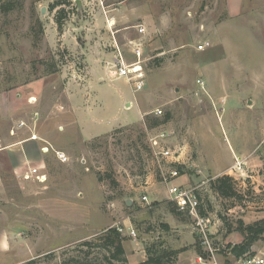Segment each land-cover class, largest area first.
<instances>
[{
    "label": "rangeland",
    "instance_id": "obj_1",
    "mask_svg": "<svg viewBox=\"0 0 264 264\" xmlns=\"http://www.w3.org/2000/svg\"><path fill=\"white\" fill-rule=\"evenodd\" d=\"M134 41L141 90L111 66L96 76L115 44L134 61ZM161 131L183 164L155 153L149 137ZM34 167L44 180L23 177ZM224 174L237 197L211 189ZM169 181L197 192L212 254L192 217L172 210ZM262 218L264 0H0V264H62L110 227L129 264L153 242L179 250L169 264H234L264 255L263 239L230 251L242 240L236 221Z\"/></svg>",
    "mask_w": 264,
    "mask_h": 264
},
{
    "label": "trees",
    "instance_id": "obj_2",
    "mask_svg": "<svg viewBox=\"0 0 264 264\" xmlns=\"http://www.w3.org/2000/svg\"><path fill=\"white\" fill-rule=\"evenodd\" d=\"M53 5H58V2H55ZM8 6H4L3 11L9 10ZM56 22L60 29L62 23L58 17ZM168 120L169 114L167 113L163 119L159 120L156 118L149 125L150 127L156 126ZM177 170L182 173L181 166H177ZM210 187L218 195L226 199L235 198L238 195L233 178L227 174L213 179L210 182ZM175 206L176 208L174 207L172 210L177 215L181 214V211L177 209V205ZM199 213L202 214L203 212L199 209ZM234 227L242 236L241 242L233 245L230 250L235 257L249 253L256 241L264 240V218L247 225L242 220H237ZM124 240V236L116 228L110 227L92 239L79 242L71 249L74 251V254L63 258L62 264H129L125 255ZM84 247L87 248L85 249ZM145 251L147 255L146 259L136 264H169L174 262L179 252V250L158 248L154 242L147 244Z\"/></svg>",
    "mask_w": 264,
    "mask_h": 264
},
{
    "label": "built area",
    "instance_id": "obj_3",
    "mask_svg": "<svg viewBox=\"0 0 264 264\" xmlns=\"http://www.w3.org/2000/svg\"><path fill=\"white\" fill-rule=\"evenodd\" d=\"M138 31L142 33L144 31V28L142 26H137ZM132 53L134 55L135 60L132 62H126L124 59V56L117 44L115 55L113 57V60H111L107 64V68L111 71L110 66L114 68V75L116 77H122L125 78L128 81H131L133 90L139 91L144 86V73H143V67H142V47L143 43L141 41L132 42ZM208 43L199 44V49H204ZM197 82L201 85H203V81L198 79ZM162 111L160 109H156V114H160ZM168 133L166 131H161L158 133V135H153L149 137L150 145L154 149L156 154H159L163 159H169L174 165H181L182 162V156L180 152V148L172 149L171 147L165 145L166 143V137ZM157 149V150H156ZM42 151L48 152L49 147L45 146L42 148ZM58 156L60 158H63V153H58ZM37 168H30L27 170L23 177L25 179L30 178L32 175H36L38 180H44L45 174L37 173ZM172 175L177 176L179 174V171L176 169L172 170ZM167 193L169 198L177 205V208L181 212H187L192 219L194 220V228L196 229L197 233L200 236V243L202 246H204L211 254L213 253V249L211 247V243L207 234V227H208V220L202 217L199 213L200 209V200L197 195V192L193 187L185 186L184 184H174L172 181L167 182ZM143 200H147V196L144 195L142 197ZM119 231H122V228L118 229ZM130 235L134 234V231L131 230L129 232ZM198 259L202 261V257L199 256ZM234 264H264V255L262 254H246L244 256H241L237 259H235Z\"/></svg>",
    "mask_w": 264,
    "mask_h": 264
},
{
    "label": "crops",
    "instance_id": "obj_4",
    "mask_svg": "<svg viewBox=\"0 0 264 264\" xmlns=\"http://www.w3.org/2000/svg\"><path fill=\"white\" fill-rule=\"evenodd\" d=\"M79 3H80V1H78ZM80 5V4H79ZM97 48V47H96ZM98 56H100V55H98ZM101 57V56H100ZM104 57V56H103ZM104 66V68L101 66L100 68H99V71H95V74H96V76H99L100 77V75H104V74H109V72H110V70L105 66V65H103ZM108 76V75H107ZM98 77V78H99ZM97 78V79H98ZM95 82V81H94ZM83 134L85 135V137H87V138H90L91 136H93L94 134L93 133H90V128L87 126V124L85 123V126H84V128H83ZM125 241V240H124ZM123 245H124V249H125V251L127 252V248H126V245L124 244V242H123ZM129 251H131V250H129ZM142 253H143V251H142ZM129 254H132V253H129Z\"/></svg>",
    "mask_w": 264,
    "mask_h": 264
},
{
    "label": "water",
    "instance_id": "obj_5",
    "mask_svg": "<svg viewBox=\"0 0 264 264\" xmlns=\"http://www.w3.org/2000/svg\"><path fill=\"white\" fill-rule=\"evenodd\" d=\"M43 11V10H42ZM128 204H130L131 203V201L130 200H128V202H127Z\"/></svg>",
    "mask_w": 264,
    "mask_h": 264
}]
</instances>
